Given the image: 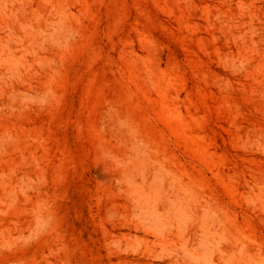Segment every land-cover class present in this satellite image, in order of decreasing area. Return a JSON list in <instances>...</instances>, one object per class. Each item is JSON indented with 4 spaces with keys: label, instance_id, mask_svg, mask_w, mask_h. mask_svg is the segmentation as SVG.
Listing matches in <instances>:
<instances>
[{
    "label": "rangeland",
    "instance_id": "374dc122",
    "mask_svg": "<svg viewBox=\"0 0 264 264\" xmlns=\"http://www.w3.org/2000/svg\"><path fill=\"white\" fill-rule=\"evenodd\" d=\"M0 264H264V0H0Z\"/></svg>",
    "mask_w": 264,
    "mask_h": 264
}]
</instances>
